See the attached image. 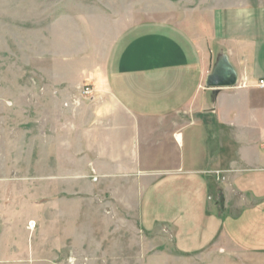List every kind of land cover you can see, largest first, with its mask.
Masks as SVG:
<instances>
[{"label": "rangeland", "instance_id": "obj_1", "mask_svg": "<svg viewBox=\"0 0 264 264\" xmlns=\"http://www.w3.org/2000/svg\"><path fill=\"white\" fill-rule=\"evenodd\" d=\"M202 2L207 5L206 0H0V189L11 216L22 217L30 234L27 264L191 263L178 257L172 230L141 229L134 198L140 166L94 167L100 160L115 162L121 152L108 151L99 140L103 133L93 131L109 121L94 120L99 105L89 95L121 32L153 19L185 25V11ZM236 81L211 88L208 106L217 101V112L202 115L222 116L227 134H234L232 117L236 112L247 117L250 102L256 115L252 126H240L243 148L259 147L264 156L259 115L264 86L256 79L257 88L246 93L245 78ZM192 106L178 112L179 125L203 119ZM184 133L185 157L204 152L202 127ZM228 144L231 154L236 145ZM230 170L214 171V188Z\"/></svg>", "mask_w": 264, "mask_h": 264}, {"label": "crops", "instance_id": "obj_2", "mask_svg": "<svg viewBox=\"0 0 264 264\" xmlns=\"http://www.w3.org/2000/svg\"><path fill=\"white\" fill-rule=\"evenodd\" d=\"M206 2L185 11V25L153 19L118 35L89 95L99 105L91 116L96 121L107 116L109 122L103 129L91 127L89 134L85 132L88 137L92 130L105 134L99 140L110 146L108 151L121 152L115 162L100 160L94 167H141L134 188L141 229L172 230L182 261L264 264V156L259 147L251 152L243 148L240 131L243 123L252 126L253 106L249 102L247 117L234 113V134H227L222 116L202 115L217 112V101L208 106L206 94L212 89L205 78L219 53H226L237 78L249 83L246 93L264 77V3ZM189 103L203 119L179 125L178 112ZM260 108L264 122V106ZM199 126L206 133L205 150L185 157L184 131L195 132ZM255 139L254 134L248 139L252 146ZM228 143L236 145L231 154ZM229 166L232 173L227 172L224 184L214 188V171ZM4 194L0 264H27L32 240L23 218L11 216Z\"/></svg>", "mask_w": 264, "mask_h": 264}, {"label": "water", "instance_id": "obj_3", "mask_svg": "<svg viewBox=\"0 0 264 264\" xmlns=\"http://www.w3.org/2000/svg\"><path fill=\"white\" fill-rule=\"evenodd\" d=\"M205 78L208 87H226L236 84L237 71L226 53H219Z\"/></svg>", "mask_w": 264, "mask_h": 264}, {"label": "built area", "instance_id": "obj_4", "mask_svg": "<svg viewBox=\"0 0 264 264\" xmlns=\"http://www.w3.org/2000/svg\"><path fill=\"white\" fill-rule=\"evenodd\" d=\"M258 80H259V86L263 87L264 86V77L263 78H259ZM86 90H88V88ZM32 225H33V222L31 224V226Z\"/></svg>", "mask_w": 264, "mask_h": 264}]
</instances>
